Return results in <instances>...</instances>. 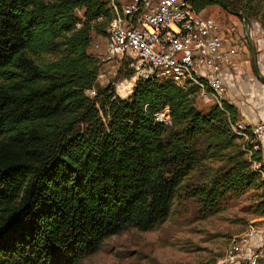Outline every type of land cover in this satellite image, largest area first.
Wrapping results in <instances>:
<instances>
[{
    "label": "trees",
    "instance_id": "16d2710c",
    "mask_svg": "<svg viewBox=\"0 0 264 264\" xmlns=\"http://www.w3.org/2000/svg\"><path fill=\"white\" fill-rule=\"evenodd\" d=\"M223 1L255 15L249 0ZM112 16L107 0H0V264H78L180 201L209 217L253 192L264 218L261 142L249 125L246 141L232 132L234 105L200 111L197 87L170 82L139 80L127 99L96 83L92 34L105 37ZM165 107L171 127L155 121Z\"/></svg>",
    "mask_w": 264,
    "mask_h": 264
},
{
    "label": "built area",
    "instance_id": "2783aa9c",
    "mask_svg": "<svg viewBox=\"0 0 264 264\" xmlns=\"http://www.w3.org/2000/svg\"><path fill=\"white\" fill-rule=\"evenodd\" d=\"M107 1L112 19L105 37L98 36L92 43L100 64L97 84L113 85L120 99H127L139 80L170 82L182 89L195 86L199 99L221 106L226 93L222 72L233 65L238 54L239 38L234 26L225 27L195 12L194 0ZM103 19L99 17L94 22ZM120 69L132 74L114 81ZM86 95L93 98L95 90L86 91ZM155 121L171 127L169 108L160 110ZM245 126L239 121L231 129L246 141ZM251 131L260 141L264 124L251 126ZM254 169L264 180L260 165L254 164ZM218 264H264V230L249 226L229 243Z\"/></svg>",
    "mask_w": 264,
    "mask_h": 264
},
{
    "label": "rangeland",
    "instance_id": "374dc122",
    "mask_svg": "<svg viewBox=\"0 0 264 264\" xmlns=\"http://www.w3.org/2000/svg\"><path fill=\"white\" fill-rule=\"evenodd\" d=\"M248 7L255 15L248 19L247 32L242 18L230 14L220 6L208 7L201 14L213 18L225 27H235L239 38L236 59L245 64L244 69L254 76L256 66L264 78V56L258 57L259 54H264V0H249ZM97 39L98 36L92 34V43ZM249 42L256 52V64ZM89 52H92L91 48ZM238 69L236 73L239 72ZM120 79L117 74L114 81ZM246 87L244 89L247 91ZM248 91L252 94L244 97L246 104H251L254 99L260 102L259 105L264 104L262 80L256 79ZM194 104L200 111L207 110L211 105L198 96ZM254 194L249 192L226 202L220 212L209 217H204L191 202H176L169 218L152 231L129 229L112 236L104 241L97 253L78 264H218L229 243L243 234L249 226L264 230V218L253 211Z\"/></svg>",
    "mask_w": 264,
    "mask_h": 264
},
{
    "label": "crops",
    "instance_id": "0c3cea01",
    "mask_svg": "<svg viewBox=\"0 0 264 264\" xmlns=\"http://www.w3.org/2000/svg\"><path fill=\"white\" fill-rule=\"evenodd\" d=\"M201 13H203V11L200 12V14ZM262 55L264 56V54H259L258 57ZM236 57L233 61V65L222 72V80L226 90L223 99L237 108L240 115V122H243L245 125L249 126H254L257 123L264 124V104L259 105L260 102H256L255 99L251 104H246L244 102V97H248V95L251 96L252 94L248 91V89L252 88L254 81L256 79L259 80V78L257 77L256 73L255 78L254 75H251L248 71H246L244 69L245 64H242L238 58L236 59ZM236 68H239L238 73L235 72L237 70ZM244 87H246L247 91L244 89ZM248 100L250 101V98H248ZM260 142L262 147V163L264 165V137L260 139Z\"/></svg>",
    "mask_w": 264,
    "mask_h": 264
},
{
    "label": "water",
    "instance_id": "95a60500",
    "mask_svg": "<svg viewBox=\"0 0 264 264\" xmlns=\"http://www.w3.org/2000/svg\"><path fill=\"white\" fill-rule=\"evenodd\" d=\"M220 4H221V7L224 10H226L227 12H229L230 14H232V15H234L236 17H241L242 18V21L244 22V25H245V31L247 32V30H248V19L246 17H244L242 15V13H240V12H234V11H231L230 9H228L226 7V5L224 4V1L223 0H220ZM249 44H250V47H251L252 52H253V61H254V64H256V52H255V50L253 48L252 43L249 42ZM255 73H256L257 77L260 80L264 81V78L260 75V73H259L258 69L256 68V66H255Z\"/></svg>",
    "mask_w": 264,
    "mask_h": 264
}]
</instances>
